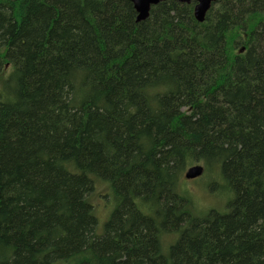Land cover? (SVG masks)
I'll return each instance as SVG.
<instances>
[{"label":"trees","instance_id":"16d2710c","mask_svg":"<svg viewBox=\"0 0 264 264\" xmlns=\"http://www.w3.org/2000/svg\"><path fill=\"white\" fill-rule=\"evenodd\" d=\"M194 7L0 0V264H264V0Z\"/></svg>","mask_w":264,"mask_h":264},{"label":"rangeland","instance_id":"374dc122","mask_svg":"<svg viewBox=\"0 0 264 264\" xmlns=\"http://www.w3.org/2000/svg\"><path fill=\"white\" fill-rule=\"evenodd\" d=\"M4 73L0 74V78H2ZM198 164V163H195ZM192 164V165H195ZM202 164V163H199ZM189 165L183 174L182 180H180L179 189L183 191L184 194L188 195L190 199V203L194 205L195 211L199 214H203L209 209H219L224 210L225 204L231 196H234V193L227 189H220L215 181L212 179L213 172L203 171L202 175L197 178L190 179L185 177L186 170L192 166ZM211 178V179H210ZM188 179V180H187ZM106 184V183H105ZM104 183H98V188L94 192H92L89 196L91 203L94 206V213L96 214L99 221V232L102 234L104 229L102 224L109 219L110 214L113 212L115 205H112L111 197L109 195L110 191L108 187ZM223 184V182H222ZM213 185H216L215 188H212ZM176 240V235L174 234H164L163 235V247H168V244L174 242ZM57 264H68L67 262H58Z\"/></svg>","mask_w":264,"mask_h":264},{"label":"water","instance_id":"95a60500","mask_svg":"<svg viewBox=\"0 0 264 264\" xmlns=\"http://www.w3.org/2000/svg\"><path fill=\"white\" fill-rule=\"evenodd\" d=\"M136 11H137V19L145 20L149 16V11L152 5H156L164 0H130ZM182 3H191L195 2L194 7V16L198 21H204L208 10L211 8L212 4L217 0H176ZM204 171L203 164H195L190 166L186 173L185 177L189 179L197 178Z\"/></svg>","mask_w":264,"mask_h":264},{"label":"bare ground","instance_id":"6f19581e","mask_svg":"<svg viewBox=\"0 0 264 264\" xmlns=\"http://www.w3.org/2000/svg\"><path fill=\"white\" fill-rule=\"evenodd\" d=\"M187 171V170H186ZM186 173V172H185ZM202 175V174H201ZM199 177V176H198ZM195 179V178H194ZM188 180V179H187ZM190 180V179H189Z\"/></svg>","mask_w":264,"mask_h":264}]
</instances>
